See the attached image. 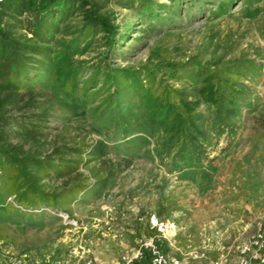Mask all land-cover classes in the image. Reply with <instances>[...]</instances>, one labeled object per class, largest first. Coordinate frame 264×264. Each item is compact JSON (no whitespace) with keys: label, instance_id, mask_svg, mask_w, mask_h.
<instances>
[{"label":"rangeland","instance_id":"rangeland-1","mask_svg":"<svg viewBox=\"0 0 264 264\" xmlns=\"http://www.w3.org/2000/svg\"><path fill=\"white\" fill-rule=\"evenodd\" d=\"M103 1L127 34L112 49L100 39L102 32L88 44L80 41L73 58L85 60L79 85L104 64L108 50L109 64L149 69L156 82L167 80L189 98L201 84L202 69L230 77L233 96L222 104L233 113L222 117L217 106L199 103L196 120L204 137L183 149L140 120L132 123V133L120 132L108 108L92 111L103 107L105 91L90 97L87 112L68 110L55 100L65 97L50 88L51 73L36 69L31 76L42 75L21 84L19 108L8 106L5 134L24 152L65 165L61 173L50 168L40 175L39 186L55 198L48 205L18 202L0 178V264H117L152 234L154 220L168 224L165 235L171 222L181 227L166 253L183 257V264H239L235 247L249 243L259 225L264 228V0H236L224 13L214 3L188 12L183 2L178 12L157 18H140L137 0ZM81 21L72 17L46 44V65L61 58L62 45L75 37ZM30 86L36 105L47 109L42 121L25 106ZM20 120L36 124L35 137L24 136ZM251 264H264V246Z\"/></svg>","mask_w":264,"mask_h":264},{"label":"trees","instance_id":"trees-1","mask_svg":"<svg viewBox=\"0 0 264 264\" xmlns=\"http://www.w3.org/2000/svg\"><path fill=\"white\" fill-rule=\"evenodd\" d=\"M137 1L140 18L145 15L157 18L163 12H178L183 2L189 6L188 12L192 6L206 8L214 3L217 12L224 13L236 0H169V4L154 3L152 0ZM24 15H27L26 19H22ZM74 16L82 18L75 37L62 45L61 58L54 65L51 62L46 65L43 60L44 57L48 58L49 48L46 44L55 40L62 27ZM96 32H102L100 39L110 49L127 34L109 16L103 0H0V171L4 175H0V178L7 184L8 193H15L16 200L26 206H35L39 201L48 205L55 200L54 195L39 186L42 180L40 175H46L50 168L61 173L65 165L61 159L60 163H56L49 156L41 158L35 153L24 152L18 144L11 143L5 134V127L10 124L8 106L19 108L17 96L21 84L38 80L37 76L42 74L31 75L40 67L45 68L49 75L51 73L53 81L50 88L57 95L65 97V100L59 97L55 100H59L68 110L78 113L81 108L82 112H87L85 106L91 103L86 102L94 100L90 97L105 91L101 95L103 107L97 105L92 111L100 112L104 107L108 108L120 132L132 133V123L140 120L146 130H162L170 141L180 143L183 149L204 137L196 120L199 103L217 106L222 117L233 113L228 104H222L225 98L233 96L230 77L202 69L201 84L191 89L196 95L189 98L187 93L168 84L167 80L156 82L154 73L149 69L109 64L108 50L103 56L104 64H97L90 77L79 85L80 65L85 60L76 61L74 54L80 41L88 44ZM172 76L173 70H170L168 77ZM98 83L101 85L92 91ZM29 88V102L25 106L34 108L36 111L30 116L42 121L47 109L36 105L39 103L34 101L33 88ZM134 114L137 115L134 117ZM16 122L23 128L24 136H36L35 123L26 122L32 126L27 127L22 120ZM75 150L80 151V148ZM78 187L82 188L83 185ZM4 198L0 190V204ZM143 263L149 264L147 258Z\"/></svg>","mask_w":264,"mask_h":264},{"label":"built area","instance_id":"built-area-1","mask_svg":"<svg viewBox=\"0 0 264 264\" xmlns=\"http://www.w3.org/2000/svg\"><path fill=\"white\" fill-rule=\"evenodd\" d=\"M149 227L152 234L142 238L132 250V254L122 257L117 264H139L146 258L149 264H183L181 259L169 255L160 246V241L166 237L164 233L168 224L162 220H154ZM263 246L264 228L259 225L249 243H242L235 247L239 252V264H251L253 259L260 257Z\"/></svg>","mask_w":264,"mask_h":264},{"label":"crops","instance_id":"crops-1","mask_svg":"<svg viewBox=\"0 0 264 264\" xmlns=\"http://www.w3.org/2000/svg\"><path fill=\"white\" fill-rule=\"evenodd\" d=\"M172 224H171V227H172V229H169V235H167L166 234V237L165 238H163L161 241H160V246H161V248L165 251V252H167L166 251V249L168 248V246H170V245H172V243H171V238H173L174 236H175V239L177 238V235H179L180 234V232H181V227H179L178 226V224H176L175 222H171ZM150 232V231H149ZM152 233V232H151ZM180 256H183V251H182V249H180ZM178 258H181V257H179V256H177ZM183 258V257H182ZM181 258V259H182ZM182 263H183V260H182Z\"/></svg>","mask_w":264,"mask_h":264}]
</instances>
